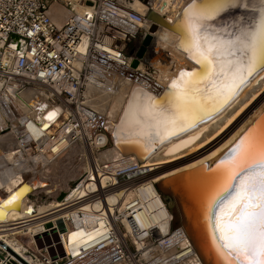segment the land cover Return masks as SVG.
I'll list each match as a JSON object with an SVG mask.
<instances>
[{"label": "built area", "instance_id": "1", "mask_svg": "<svg viewBox=\"0 0 264 264\" xmlns=\"http://www.w3.org/2000/svg\"><path fill=\"white\" fill-rule=\"evenodd\" d=\"M131 1L0 0V142H19L9 150L15 156L24 153L22 182L31 183L35 178L31 165L39 153L51 162L60 159L70 143L83 149L80 156L87 161L85 148L97 155L100 149L110 146L105 115L85 104L88 86L101 87L115 75L155 84L152 66L135 57L138 49L147 57L151 51L141 48L146 17L130 6ZM14 35L18 39L11 42ZM132 61L135 67L131 68ZM26 89L38 90L49 104L63 106L59 123L51 125V131L37 130L39 120L22 107L19 95ZM31 122L35 134L29 128ZM96 158L91 156L90 170L85 169L71 186L83 190L72 201L42 214L33 211L0 222V232L10 231L24 248L18 253L6 245L27 264H185L193 258L191 246H183L189 250L182 254L181 242L186 237L181 228L171 227V213L158 221L151 218L154 210L149 204L157 196L167 207L156 181L148 177L153 166H145L134 156L95 163ZM41 179L50 181V186L34 189L27 203L34 206L38 198L49 204L62 192L65 195L60 202L65 201L70 186L54 189L59 184L49 180L48 173ZM115 185L132 190V194L118 208H110L106 196ZM93 200L105 203L102 231L94 242L80 246L75 255L64 238L76 223L71 215L59 211L75 207L78 223L88 228L82 204ZM58 220L62 221V229ZM48 223L51 225L46 227ZM0 253L4 254L0 264L10 259L23 264L2 245Z\"/></svg>", "mask_w": 264, "mask_h": 264}, {"label": "bare ground", "instance_id": "2", "mask_svg": "<svg viewBox=\"0 0 264 264\" xmlns=\"http://www.w3.org/2000/svg\"><path fill=\"white\" fill-rule=\"evenodd\" d=\"M189 1L190 0H150V6H148L146 3H143V1L133 0L130 6L143 14L146 13V10L152 9L156 13L163 15L168 22H171L176 14ZM223 16L227 18L232 17L229 10L223 13ZM182 20L185 36L180 48L175 46L178 34L172 30L148 19H146L142 27L143 46L141 48L146 49L148 41L145 40V36L151 45L159 49L160 52H158V54L160 53V55L162 54L166 58V61H161L160 57H158L149 64L154 70L155 84H153V82L149 83V81L146 80L137 82L130 79L127 75H115L105 85L101 87L88 86L85 91V104L105 115L106 129L109 130L112 138L136 137L145 142L153 140L161 142L157 150L141 162L145 166H153V171L148 177L155 181L215 158L227 148L264 109V68L255 74L259 69L258 66L257 70L245 79L247 83L241 89L237 90L236 88L234 93L227 97L221 96L217 99L203 101L199 104L197 110L178 126L169 125L167 128H160L157 130L146 124L139 125L132 121L128 113L129 106L134 97L137 102H147L148 98H150L151 101L154 102L156 111L170 112V110L175 107L174 89L172 88L173 82L180 78L181 73L199 72L196 71V69L194 71L187 70L193 68L194 64L192 61L195 60L190 58L192 43L189 28L187 26V18L184 16ZM223 29V26L216 27L214 30L211 29L210 33H218ZM135 53L136 59L139 61L144 59L145 53L143 50L138 49ZM195 66L197 67V65ZM130 67H135L133 61L130 63ZM139 68L144 69L142 65H139ZM180 69H183V71L175 77ZM200 79L203 81L206 77H200ZM167 84H170V91L162 93ZM156 86H158V88H156ZM161 93L163 95L156 101V98ZM19 99L22 103V107L28 111L33 118L39 120V128L37 127V130L46 133L51 131V125L59 123L60 117L64 112L62 105L49 104L48 101L41 96L39 91L35 89L22 90ZM208 111H212L211 116L207 118L208 120L201 124H197V126L186 134L175 139H170L164 143V139L168 134L183 130L185 126H190L198 117L208 113ZM29 128L31 132L35 134L36 128L33 122L29 124ZM16 143L19 142H0V193L2 192L4 194L2 198L0 197V222L14 220L29 214L30 212L27 208L30 203H27L26 195L33 188L32 184L34 186L43 184L44 181H42L41 177L47 174L51 167H58L59 163V158L50 162L44 155L39 153L33 158L34 163L31 165V173H33V175L35 174V178L32 179V184L24 182V175L22 173V166L26 162L24 153L22 152L15 156L14 152L9 150L10 146ZM29 143L30 142H28V144ZM71 145L72 144L68 143L62 153L64 154L71 150ZM85 153L87 155L85 169L88 171L91 167V156L97 157L95 163L101 160L112 161L122 156L112 145L100 149V152L97 154L100 159L97 155L91 154L88 148H85ZM156 164L158 167L157 169L154 166ZM22 180L24 181L21 182ZM23 183L24 185L22 186ZM72 188L73 187L66 193L64 202H60L61 200H52L49 204H40L37 208H34L31 204L30 207L37 211V213H40V211H47L49 208L66 204L72 201L77 193H83L81 186L76 189ZM96 188H98V186ZM151 190L155 192L152 188ZM131 194L132 190H123L122 186L115 185L107 194L106 202L110 205V208H113V205L118 208L122 200L131 196ZM13 197H15V199H13ZM82 205L83 219L85 223L89 224L88 228L78 223L77 214L74 210L75 207H67L59 211V214L71 215L76 223L74 228L68 230L64 238L66 246L69 247L75 255H78V248L80 246H86L98 238L103 226L102 215L104 214V201L93 200L90 203H84ZM149 209L154 210L151 218L156 221L170 214L167 207L164 206L163 200L158 196L156 200L149 204ZM137 221L141 222L140 218L137 217ZM32 229L33 228L30 227V230ZM9 232L10 231L7 230L1 231L0 239L3 240L4 244L11 246L15 252L22 253L21 250L24 246L15 236H11ZM184 242L185 241H183V243ZM183 243L181 242V251L183 255H186L189 249L187 250L186 247H183ZM185 264H195V261L193 258L189 257Z\"/></svg>", "mask_w": 264, "mask_h": 264}, {"label": "snow or ice", "instance_id": "3", "mask_svg": "<svg viewBox=\"0 0 264 264\" xmlns=\"http://www.w3.org/2000/svg\"><path fill=\"white\" fill-rule=\"evenodd\" d=\"M230 9L252 15L244 23L238 18L235 31L210 33L207 21ZM184 15L191 35L190 58L201 64L202 71L181 73L173 82L175 107L170 112L156 111L150 98L137 102L134 97L128 116L136 124L157 130L178 126L203 101L233 94L264 64V0H193ZM220 166V200L229 211L228 219L220 217L217 252L226 264H264V132L250 129Z\"/></svg>", "mask_w": 264, "mask_h": 264}, {"label": "water", "instance_id": "4", "mask_svg": "<svg viewBox=\"0 0 264 264\" xmlns=\"http://www.w3.org/2000/svg\"><path fill=\"white\" fill-rule=\"evenodd\" d=\"M142 1L150 6V0ZM192 3L193 0H190L185 6H183L171 22H168L163 15L156 13L152 9L146 10L145 17L146 19L152 20L156 24L164 26L178 34L175 46L180 48L185 36L182 18L185 16V12ZM229 13L232 15V17H228L229 19L224 17L222 13L220 16L207 21L209 29L214 30L216 27L223 26L224 29L231 28L232 31H235L233 25L237 22L238 18H244L239 21L240 23H244L246 18L252 15L243 9H230ZM17 39L18 37L14 35L12 36L11 42ZM146 50L151 51L149 57L146 55L144 56L143 61L146 64H151L158 57H160L161 61H166L164 55H160V53L158 54L160 51L156 46L147 43ZM192 62L194 64L193 68L187 70L194 71L196 69V71H199L196 73H200L202 71L201 64L196 61ZM195 65H197V67ZM262 68H264V64L259 66V69L255 74ZM181 71H183V69H180L175 77H177ZM246 83L247 81L240 85L237 90L241 89ZM168 91H170V84H167L162 93ZM162 93L156 98V101L157 99H160L163 95ZM211 112L212 111H208V113L198 117L190 126H185L183 130L168 134L164 139V143L170 139H175L186 134L188 131L192 130V128L197 126V124H201L208 120L207 118L211 116ZM254 127L257 129L258 133L264 132V109L239 134V136L215 158L202 162L192 168L176 172L155 182L157 190L165 200L168 210L172 215L171 227L182 229L186 237V240L182 245L192 247L195 255L193 257L195 264H226L225 260L217 252V237L221 235L218 227L220 217L223 214L224 219H228L227 213L229 211L227 205L220 200L223 191V177L220 165L221 161L229 155L230 150L238 143V141H240L241 138ZM107 134L110 145L114 146L122 156H134L139 162H142L151 153L157 150L158 146L161 144V142L157 140L145 142L136 137H120L114 139L111 137L109 130ZM30 184H32V182ZM50 184V181H44L40 186L47 187L50 186ZM23 185L24 183L22 186ZM32 187L33 188L30 192L27 193V197H29L30 193L39 186H34L32 184ZM57 187H59V185L54 186V189ZM64 195L65 193L62 192L59 195L58 200L62 199ZM27 210L29 212L35 211L30 206H28ZM214 221L217 224L216 231L213 230ZM57 224L60 229L63 228L61 220H58ZM50 225L51 224L48 223L46 227H49ZM0 245L5 247L10 254L20 260L23 264H27L2 241H0ZM0 259H4L3 253H0ZM7 264L17 263L10 259L7 261Z\"/></svg>", "mask_w": 264, "mask_h": 264}, {"label": "rangeland", "instance_id": "5", "mask_svg": "<svg viewBox=\"0 0 264 264\" xmlns=\"http://www.w3.org/2000/svg\"><path fill=\"white\" fill-rule=\"evenodd\" d=\"M144 38L149 43V40L145 36ZM82 153L83 149L78 145L71 147V150L58 160V167L55 166L56 169L55 167L50 168V172L48 171L49 180L59 184L64 189H67L68 186H73L76 179L85 170V165L87 164V161L80 156Z\"/></svg>", "mask_w": 264, "mask_h": 264}, {"label": "crops", "instance_id": "6", "mask_svg": "<svg viewBox=\"0 0 264 264\" xmlns=\"http://www.w3.org/2000/svg\"><path fill=\"white\" fill-rule=\"evenodd\" d=\"M3 196H4V194L1 192L0 197L2 198ZM40 204H44V203L42 201H40V199L36 198L34 208H37V206H39ZM43 212H46V210ZM43 212L40 211V213H38V214H42Z\"/></svg>", "mask_w": 264, "mask_h": 264}, {"label": "flooded vegetation", "instance_id": "7", "mask_svg": "<svg viewBox=\"0 0 264 264\" xmlns=\"http://www.w3.org/2000/svg\"><path fill=\"white\" fill-rule=\"evenodd\" d=\"M142 1V0H141Z\"/></svg>", "mask_w": 264, "mask_h": 264}]
</instances>
